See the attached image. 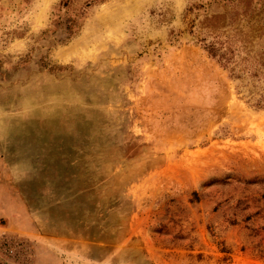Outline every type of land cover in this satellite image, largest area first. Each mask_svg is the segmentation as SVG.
<instances>
[{
	"label": "rangeland",
	"instance_id": "374dc122",
	"mask_svg": "<svg viewBox=\"0 0 264 264\" xmlns=\"http://www.w3.org/2000/svg\"><path fill=\"white\" fill-rule=\"evenodd\" d=\"M213 15L264 46V0H0V179L62 262L264 264V106Z\"/></svg>",
	"mask_w": 264,
	"mask_h": 264
},
{
	"label": "trees",
	"instance_id": "16d2710c",
	"mask_svg": "<svg viewBox=\"0 0 264 264\" xmlns=\"http://www.w3.org/2000/svg\"><path fill=\"white\" fill-rule=\"evenodd\" d=\"M216 17L211 16L207 21V33L211 40L204 44V48L214 57H217L223 66L229 67V70H247L256 84L259 92L255 98L256 106H264V46L261 49H253L248 40L249 35L245 36L239 32H234L233 36L222 38L220 33L215 31V26L210 20ZM248 37V38H246ZM259 37V35H257Z\"/></svg>",
	"mask_w": 264,
	"mask_h": 264
},
{
	"label": "crops",
	"instance_id": "0c3cea01",
	"mask_svg": "<svg viewBox=\"0 0 264 264\" xmlns=\"http://www.w3.org/2000/svg\"><path fill=\"white\" fill-rule=\"evenodd\" d=\"M18 233L27 236L37 237V232L33 228V223L22 198L14 193L4 180L0 179V234ZM38 245L44 249L45 264H68L62 262L54 250L47 248L52 245L54 238L51 236H40L35 238ZM16 264H36L31 257L30 261H16Z\"/></svg>",
	"mask_w": 264,
	"mask_h": 264
}]
</instances>
